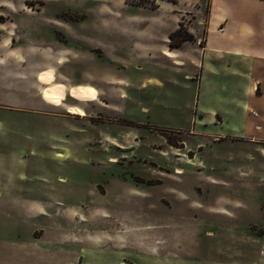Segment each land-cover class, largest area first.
Instances as JSON below:
<instances>
[{
    "label": "rangeland",
    "instance_id": "374dc122",
    "mask_svg": "<svg viewBox=\"0 0 264 264\" xmlns=\"http://www.w3.org/2000/svg\"><path fill=\"white\" fill-rule=\"evenodd\" d=\"M163 1L0 0V264H264V155L193 136L163 55L207 6ZM41 69L95 89L83 119L43 105Z\"/></svg>",
    "mask_w": 264,
    "mask_h": 264
},
{
    "label": "crops",
    "instance_id": "0c3cea01",
    "mask_svg": "<svg viewBox=\"0 0 264 264\" xmlns=\"http://www.w3.org/2000/svg\"><path fill=\"white\" fill-rule=\"evenodd\" d=\"M173 1L182 13L186 4L207 6L202 41L198 27L189 28L193 40L176 47V64L172 61L176 77L193 84L192 135L242 141L264 155V0ZM197 11L193 15L201 24ZM11 203L24 206L29 218L41 215L44 206H57Z\"/></svg>",
    "mask_w": 264,
    "mask_h": 264
},
{
    "label": "bare ground",
    "instance_id": "6f19581e",
    "mask_svg": "<svg viewBox=\"0 0 264 264\" xmlns=\"http://www.w3.org/2000/svg\"><path fill=\"white\" fill-rule=\"evenodd\" d=\"M163 55L170 60L175 57L173 53L169 51H164ZM41 56H43L45 60H52L47 52L43 53ZM56 61L57 65H60L63 60L57 59ZM34 74L35 84L38 88V96L43 105L54 108L62 105V103L64 104L68 100L72 104L65 106L64 109L69 117L83 119L86 116L84 110L76 104L88 103L95 99L96 91L92 86L75 85L64 87L62 83L55 80L56 78L54 79L49 69H41Z\"/></svg>",
    "mask_w": 264,
    "mask_h": 264
},
{
    "label": "trees",
    "instance_id": "16d2710c",
    "mask_svg": "<svg viewBox=\"0 0 264 264\" xmlns=\"http://www.w3.org/2000/svg\"><path fill=\"white\" fill-rule=\"evenodd\" d=\"M179 29H180V28H179ZM172 37H173V34H170V35H169V39L171 40ZM181 41H183V40H181ZM179 44H180V42H179L176 46H171V44H170L169 47H170L171 49H176V47H178Z\"/></svg>",
    "mask_w": 264,
    "mask_h": 264
}]
</instances>
